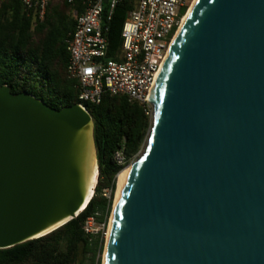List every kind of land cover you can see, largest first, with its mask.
Listing matches in <instances>:
<instances>
[{"label": "water", "instance_id": "95a60500", "mask_svg": "<svg viewBox=\"0 0 264 264\" xmlns=\"http://www.w3.org/2000/svg\"><path fill=\"white\" fill-rule=\"evenodd\" d=\"M149 102L103 264H264V0H194ZM93 129L79 103L0 86V249L86 207Z\"/></svg>", "mask_w": 264, "mask_h": 264}, {"label": "trees", "instance_id": "16d2710c", "mask_svg": "<svg viewBox=\"0 0 264 264\" xmlns=\"http://www.w3.org/2000/svg\"><path fill=\"white\" fill-rule=\"evenodd\" d=\"M81 1L50 0L44 19L38 21L26 13L21 0H0V86L8 85L13 93L26 91L58 109L78 102L76 82L66 76L65 39L74 28L71 13L82 11ZM132 4L133 0H119L110 20L103 16L110 59H118L122 25ZM85 106L93 119L98 169L89 202L75 218L49 233L0 249V264H101L104 228L89 234L85 222L92 217L106 227L117 175L143 149L152 120L141 104L124 95L106 94L99 103ZM119 149L126 156L124 164L113 158Z\"/></svg>", "mask_w": 264, "mask_h": 264}, {"label": "built area", "instance_id": "2783aa9c", "mask_svg": "<svg viewBox=\"0 0 264 264\" xmlns=\"http://www.w3.org/2000/svg\"><path fill=\"white\" fill-rule=\"evenodd\" d=\"M49 1L21 0L26 13L38 21L44 19ZM118 1L82 0V11H73L74 28L65 39L69 53L66 76L76 82L77 103L85 108L86 103L97 104L106 94L124 95L151 115L152 87L194 0H133L122 25L118 59H110L106 56L108 27L103 26L102 20L103 16L110 20ZM113 158L117 164L126 162L120 149ZM96 225L92 217L88 218L85 232L97 234L103 230V223L99 224L101 227Z\"/></svg>", "mask_w": 264, "mask_h": 264}, {"label": "bare ground", "instance_id": "6f19581e", "mask_svg": "<svg viewBox=\"0 0 264 264\" xmlns=\"http://www.w3.org/2000/svg\"><path fill=\"white\" fill-rule=\"evenodd\" d=\"M194 2V1H193ZM192 2V3H193ZM191 3V5H192ZM190 5V7H191ZM189 7V9H190ZM188 9V11H189ZM185 20V17L183 19V21ZM183 23V22H182ZM98 169H97V160H96V156L94 153H92V159H91V169H90V174H89V188H90V192L91 190L93 189V185H94V182L96 180V173H97ZM127 171H128V167L127 168H124L121 172H120V177H119V186H118V190H117V194H116V198L119 194V191H120V188L124 182V179L126 177V174H127ZM118 176V175H117ZM118 178V177H117ZM93 194V192H92ZM116 198H115V201H116ZM109 226H110V223H109ZM108 233V232H107Z\"/></svg>", "mask_w": 264, "mask_h": 264}, {"label": "rangeland", "instance_id": "374dc122", "mask_svg": "<svg viewBox=\"0 0 264 264\" xmlns=\"http://www.w3.org/2000/svg\"><path fill=\"white\" fill-rule=\"evenodd\" d=\"M71 14L74 15V12H72ZM128 164L124 168H126L128 166ZM97 174L98 173H96V180L94 182L93 189H94V187L96 185V182H97ZM117 189H118V178H116V187H115V191H114L113 204H114V201H115V198H116ZM105 194L108 195L109 194V191L108 190H105ZM113 204H112V209H113ZM111 213H112V210H111ZM111 213L109 215V218H108V222H107L106 227L104 226V233H103L104 234V246H103V250H102V253H101V264L103 263L104 249H105V243H106V238H107V232H108V229H109V223H110ZM96 227H101V226L99 224H97Z\"/></svg>", "mask_w": 264, "mask_h": 264}]
</instances>
